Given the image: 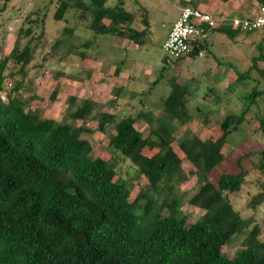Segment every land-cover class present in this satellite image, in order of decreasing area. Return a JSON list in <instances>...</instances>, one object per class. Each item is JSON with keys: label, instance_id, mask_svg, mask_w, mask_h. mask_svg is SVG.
<instances>
[{"label": "trees", "instance_id": "trees-1", "mask_svg": "<svg viewBox=\"0 0 264 264\" xmlns=\"http://www.w3.org/2000/svg\"><path fill=\"white\" fill-rule=\"evenodd\" d=\"M50 1L55 2L53 19L59 21L74 9L77 19L87 22L93 36L81 44L85 49L100 34L128 39L139 47L147 42L145 7L138 9L144 27L137 29L133 23L138 14L128 11L123 0L112 6H106V0ZM46 14H28L12 49L0 56V264H264V229L243 218L229 200V194L241 188L246 170L221 171L210 179L224 161L228 135L241 126L248 108L227 112L217 124L214 139L193 135L178 141L180 155L173 145L175 122L185 123L190 114L181 93L183 85L174 76L160 103L164 115L145 136L132 115L117 117L103 110L102 103L89 98L75 103L72 96L67 109L71 119L96 120L95 129L103 134L108 125L113 126L107 141L109 157L92 156V145L82 136L87 127L41 117L21 98L19 83L5 90L8 61L19 64L20 70L32 61L44 34ZM63 30L68 35L73 32L72 27ZM212 30L231 39L243 32L225 24ZM206 48L203 40L188 57L195 58L198 50ZM77 50L66 47L67 53L85 54ZM183 59L169 60L164 54L153 83L164 77L170 62ZM260 60L264 61L263 55ZM251 68L264 79V68ZM3 92L6 100L1 98ZM260 94L253 87L250 97L255 100ZM259 128L264 136V118L259 119ZM155 142L161 145L157 151L143 153L144 147ZM125 160L147 181L133 199L127 182L115 179L118 163ZM255 167L264 175V149ZM192 176L200 183L188 203L201 214L187 224L174 192ZM261 202L264 183L248 204L255 207ZM245 232L242 248L234 256L222 253L223 246Z\"/></svg>", "mask_w": 264, "mask_h": 264}, {"label": "rangeland", "instance_id": "rangeland-1", "mask_svg": "<svg viewBox=\"0 0 264 264\" xmlns=\"http://www.w3.org/2000/svg\"><path fill=\"white\" fill-rule=\"evenodd\" d=\"M118 1L106 0L105 5L112 6ZM258 1L233 0L224 6V0H123L128 11L138 14L133 23L137 29L144 27L138 9L140 6L147 9L149 29L146 44L139 47L128 39L100 34L85 49L81 44L92 38L93 32L86 21L77 19L74 9H69L58 21L52 17L54 1L0 0V56L10 52L15 34L28 14L35 11L47 13L44 34L32 61L23 70L19 64L8 61L4 70L5 90L19 83L21 98L41 117L87 127L89 130L82 136L90 141L92 156L103 158L109 157L107 141L113 130L112 124L103 134L95 129L96 120L71 119L67 112L70 97L76 98L75 103L86 98L102 103L103 110L113 112L117 117L132 115L136 119V128L145 136L149 128L155 126L156 119L164 115L160 103L169 91V78L174 76L183 85L181 93L187 98L186 107L190 114L185 123L175 122L176 142L173 145L177 152L176 144L183 138L197 135L201 139H214L218 134L217 124L227 112L239 113L247 107L243 123L227 137L222 150L225 156L222 165L212 171L210 179L214 180L221 171L245 169L241 188L230 193L229 200L243 218L251 219V223L258 224L263 231L264 202L255 207L248 204L250 197L264 183V175L255 167L264 149V136L259 128V119L264 118V79L255 69H250L252 65L264 68V61L260 60L264 56V40L255 39L261 30L251 31L248 33L251 39L241 43L236 37L231 39L211 29L206 35L207 48L202 56L170 62L164 77L153 83L164 57L161 44L179 12L177 6L189 4L223 15L238 9L243 12L253 10ZM65 27L73 28L71 35L64 32ZM68 45L78 47L77 51L85 54L67 53ZM253 87L261 91L255 100L250 97ZM52 92H55L54 98H51ZM1 98L6 100L4 92ZM160 147L155 142L144 147L143 153L150 155ZM183 168H188L187 162L183 163ZM116 171L115 179L126 181L130 187L131 199L147 183L128 160L119 162ZM199 183L197 177H188L174 192L181 200L187 224L201 214L198 208L188 203ZM246 236L247 232L223 246L222 253L234 256L242 248L241 242Z\"/></svg>", "mask_w": 264, "mask_h": 264}, {"label": "built area", "instance_id": "built-area-1", "mask_svg": "<svg viewBox=\"0 0 264 264\" xmlns=\"http://www.w3.org/2000/svg\"><path fill=\"white\" fill-rule=\"evenodd\" d=\"M222 24L243 32L263 31L264 4L259 3L248 14L234 16L212 14L190 5L181 6L161 44V49L169 60L188 58L193 48L203 42L204 34ZM202 55V50H198L197 56Z\"/></svg>", "mask_w": 264, "mask_h": 264}, {"label": "crops", "instance_id": "crops-1", "mask_svg": "<svg viewBox=\"0 0 264 264\" xmlns=\"http://www.w3.org/2000/svg\"><path fill=\"white\" fill-rule=\"evenodd\" d=\"M233 0H224V2L222 3V5H224V6H226L227 4H229V2L231 3ZM258 4H259V1H258ZM180 7L181 6H177V9H180ZM196 7V6H195ZM257 6H255V8H256ZM198 8H200V9H202V10H204V11H206V9H204V8H201V7H198ZM254 8V9H255ZM250 11H252V10H250ZM250 11H247V12H243L242 10H237V11H235V12H233V13H225V14H223V15H227V16H234V15H243V14H248ZM207 12H209V11H207ZM179 13V12H178ZM212 13V12H211ZM178 15V14H177ZM177 17V16H176ZM173 23V22H172ZM172 23L170 24V27H171V25H172ZM170 27H169V29H170ZM169 29H168V31H169ZM168 31H167V33H168ZM210 31H207L205 34H204V43L207 45V41H206V35L209 33ZM167 33H166V36H167ZM239 34H241V33H239ZM237 35L236 36V40H240L241 41V43L245 40V39H251L250 38V34H248V33H243V34H241V35ZM166 36H165V38H166ZM164 38V39H165ZM238 38V39H237ZM163 39V40H164ZM255 39H257V41H261V40H264V31H260V36L259 37H255ZM188 60L189 59V57L188 58H184L183 60Z\"/></svg>", "mask_w": 264, "mask_h": 264}, {"label": "bare ground", "instance_id": "bare-ground-1", "mask_svg": "<svg viewBox=\"0 0 264 264\" xmlns=\"http://www.w3.org/2000/svg\"><path fill=\"white\" fill-rule=\"evenodd\" d=\"M179 10V9H178Z\"/></svg>", "mask_w": 264, "mask_h": 264}]
</instances>
